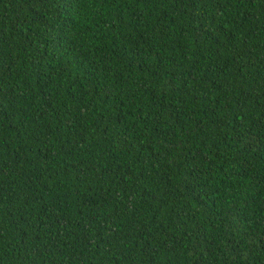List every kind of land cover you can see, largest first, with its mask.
I'll use <instances>...</instances> for the list:
<instances>
[{"label":"trees","instance_id":"16d2710c","mask_svg":"<svg viewBox=\"0 0 264 264\" xmlns=\"http://www.w3.org/2000/svg\"><path fill=\"white\" fill-rule=\"evenodd\" d=\"M0 264H264V0H0Z\"/></svg>","mask_w":264,"mask_h":264}]
</instances>
